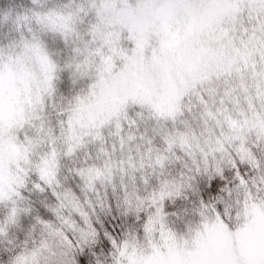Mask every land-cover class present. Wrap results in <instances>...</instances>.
Segmentation results:
<instances>
[{
	"label": "snow or ice",
	"instance_id": "1",
	"mask_svg": "<svg viewBox=\"0 0 264 264\" xmlns=\"http://www.w3.org/2000/svg\"><path fill=\"white\" fill-rule=\"evenodd\" d=\"M0 264H264V0H0Z\"/></svg>",
	"mask_w": 264,
	"mask_h": 264
}]
</instances>
